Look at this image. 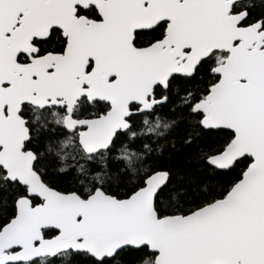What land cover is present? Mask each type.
<instances>
[{
  "label": "snow or ice",
  "instance_id": "6c2138e0",
  "mask_svg": "<svg viewBox=\"0 0 264 264\" xmlns=\"http://www.w3.org/2000/svg\"><path fill=\"white\" fill-rule=\"evenodd\" d=\"M0 264H264V0H0Z\"/></svg>",
  "mask_w": 264,
  "mask_h": 264
}]
</instances>
